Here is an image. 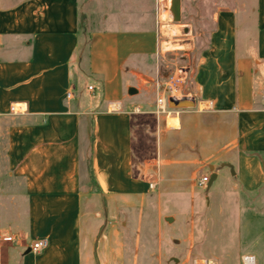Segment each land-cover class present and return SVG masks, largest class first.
Here are the masks:
<instances>
[{
    "label": "crops",
    "instance_id": "0c3cea01",
    "mask_svg": "<svg viewBox=\"0 0 264 264\" xmlns=\"http://www.w3.org/2000/svg\"><path fill=\"white\" fill-rule=\"evenodd\" d=\"M181 9L208 23L195 105L158 118L152 15L95 27L80 0H0V264H161L171 243L264 264L241 241L242 204L264 205V0Z\"/></svg>",
    "mask_w": 264,
    "mask_h": 264
},
{
    "label": "rangeland",
    "instance_id": "374dc122",
    "mask_svg": "<svg viewBox=\"0 0 264 264\" xmlns=\"http://www.w3.org/2000/svg\"><path fill=\"white\" fill-rule=\"evenodd\" d=\"M171 0H80L82 13L88 16L92 26H101L106 19L119 17L124 20L137 18L146 23L150 15L155 19L159 31L161 48L158 63L162 72L170 78L174 73L188 72L194 65L198 52L208 32V23L196 14L190 15L181 9L180 21L173 19ZM165 78V79H166ZM88 84L86 87L88 89ZM197 195L211 194L205 185L197 186ZM242 204L241 222L245 224L241 241L243 246L264 254V205L246 208ZM169 227L172 220H167ZM218 230V229H217ZM257 241V242H256ZM144 247V244L142 245ZM94 258V264L96 263ZM194 260V261H193ZM205 264L204 261H185V254L171 243L161 264Z\"/></svg>",
    "mask_w": 264,
    "mask_h": 264
},
{
    "label": "built area",
    "instance_id": "2783aa9c",
    "mask_svg": "<svg viewBox=\"0 0 264 264\" xmlns=\"http://www.w3.org/2000/svg\"><path fill=\"white\" fill-rule=\"evenodd\" d=\"M189 81V73L188 72H180L174 73L167 81L163 83L160 90L158 91L156 101H155V109L154 112L158 118L166 117L169 118L173 112L174 107L169 105V98L181 99L183 97H188V93H186L185 86ZM136 110H139L137 107ZM12 111H18V108L12 106ZM209 175H204L199 180V184H206L209 181ZM151 187L154 186V183L150 184ZM7 239H11V237H6ZM48 245L47 239H39L33 243L31 246L34 252H38L41 249L45 248ZM246 264H252L254 262L253 255H246L243 257Z\"/></svg>",
    "mask_w": 264,
    "mask_h": 264
},
{
    "label": "water",
    "instance_id": "95a60500",
    "mask_svg": "<svg viewBox=\"0 0 264 264\" xmlns=\"http://www.w3.org/2000/svg\"><path fill=\"white\" fill-rule=\"evenodd\" d=\"M173 15V19L175 21H180L181 19V0H171V7H170ZM134 88L130 89V92H134ZM169 105L174 108L179 107H193L195 105V101L188 97H183L181 99L176 98H169ZM216 178V176H213L211 179V182ZM170 220V218H169Z\"/></svg>",
    "mask_w": 264,
    "mask_h": 264
},
{
    "label": "trees",
    "instance_id": "16d2710c",
    "mask_svg": "<svg viewBox=\"0 0 264 264\" xmlns=\"http://www.w3.org/2000/svg\"><path fill=\"white\" fill-rule=\"evenodd\" d=\"M92 180H94V175L91 173Z\"/></svg>",
    "mask_w": 264,
    "mask_h": 264
},
{
    "label": "bare ground",
    "instance_id": "6f19581e",
    "mask_svg": "<svg viewBox=\"0 0 264 264\" xmlns=\"http://www.w3.org/2000/svg\"><path fill=\"white\" fill-rule=\"evenodd\" d=\"M169 120V119H168Z\"/></svg>",
    "mask_w": 264,
    "mask_h": 264
}]
</instances>
